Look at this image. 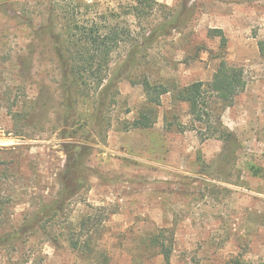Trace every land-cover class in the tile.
<instances>
[{
    "label": "rangeland",
    "instance_id": "374dc122",
    "mask_svg": "<svg viewBox=\"0 0 264 264\" xmlns=\"http://www.w3.org/2000/svg\"><path fill=\"white\" fill-rule=\"evenodd\" d=\"M21 1L28 2L24 20L12 18L14 5L0 7V237L59 200L66 163L56 42L38 30L48 3ZM157 1L152 17L129 19L133 40L112 54L109 77L117 83L96 123L99 98L73 96L74 137L89 133L81 189L20 240L1 245L0 264H224L236 255L264 264V56L257 45L264 0ZM176 15L187 17L182 26L147 39ZM215 28L227 40L225 59L243 70L244 90L230 105L214 100L202 123L170 92L151 128L125 129L145 103L144 77L175 88L211 79L220 54ZM37 95L29 125H15L6 104L28 106ZM161 228L173 248L168 263L150 242Z\"/></svg>",
    "mask_w": 264,
    "mask_h": 264
},
{
    "label": "trees",
    "instance_id": "16d2710c",
    "mask_svg": "<svg viewBox=\"0 0 264 264\" xmlns=\"http://www.w3.org/2000/svg\"><path fill=\"white\" fill-rule=\"evenodd\" d=\"M47 3L45 11L41 13L44 16V22L39 25L38 30L48 31L52 41L56 42L53 52L58 63L59 85L64 106L61 136L67 140L64 144L66 163L61 175L62 194L59 200L43 203L35 216L20 229L0 237V246L13 240H20L26 231L34 230L43 217L59 212L62 209L63 200L73 197L81 189L83 185L81 175L87 171L84 158L88 148L84 141L88 140L89 133L79 134V139L74 137L78 115L74 109L73 96H97L99 98L95 115L96 123L106 106L110 91L117 83L116 76L109 77L112 54L121 45L131 43L133 40V30L129 19L145 21L154 15L158 7H162L157 0H116L114 6L106 7H100L95 0L93 2L47 0ZM26 4H28L27 1L21 0H0L1 8L15 6L12 18L18 21L24 20ZM178 15L154 26L147 39L150 40L152 35H165L170 29L182 26L187 17L183 19ZM209 31L211 35L219 37L220 42V54L217 56V64L211 79L207 82L195 81L175 88L151 82L144 77L139 83L143 87L145 103L131 122H125V129L151 128L157 119L156 107L161 104V97L170 92L176 102L188 105L193 122L202 123L207 122L213 116L214 100L230 105L233 99L244 90L243 70L227 62L224 57L227 40L223 31L217 28ZM257 45L259 53L264 56V40H259ZM130 59L132 63L133 60ZM128 66L130 63H124L122 67ZM39 99V95L28 98V106H21L18 100L12 99L11 104L7 103L5 109L14 124L21 123L20 126L24 128L29 125L28 120L35 115ZM95 123L93 129L96 126ZM214 135H216L215 132L208 137ZM220 136H224V132ZM1 163L2 157L0 156ZM252 170L256 175L259 168L253 166ZM164 232L165 229L161 228L151 237L150 242L157 253L168 263L173 248L166 242ZM224 264L257 263L236 255L228 258Z\"/></svg>",
    "mask_w": 264,
    "mask_h": 264
}]
</instances>
